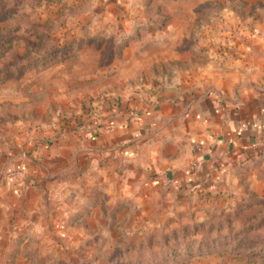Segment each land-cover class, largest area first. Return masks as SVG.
<instances>
[{
	"label": "rangeland",
	"instance_id": "obj_1",
	"mask_svg": "<svg viewBox=\"0 0 264 264\" xmlns=\"http://www.w3.org/2000/svg\"><path fill=\"white\" fill-rule=\"evenodd\" d=\"M171 87L264 89V0H0V264H264V145L190 188L89 144Z\"/></svg>",
	"mask_w": 264,
	"mask_h": 264
},
{
	"label": "crops",
	"instance_id": "obj_2",
	"mask_svg": "<svg viewBox=\"0 0 264 264\" xmlns=\"http://www.w3.org/2000/svg\"><path fill=\"white\" fill-rule=\"evenodd\" d=\"M135 109L109 116L105 122L110 130H101L104 140L93 137L89 144L103 143L155 179L176 186L195 188L214 181L233 161L252 156L264 145V89H244L237 97H194L171 87ZM10 154L0 148V190L5 183L20 182L30 162L25 153Z\"/></svg>",
	"mask_w": 264,
	"mask_h": 264
}]
</instances>
